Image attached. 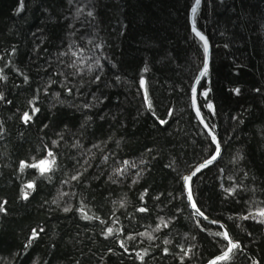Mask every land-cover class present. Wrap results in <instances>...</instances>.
<instances>
[{
	"label": "trees",
	"instance_id": "obj_1",
	"mask_svg": "<svg viewBox=\"0 0 264 264\" xmlns=\"http://www.w3.org/2000/svg\"><path fill=\"white\" fill-rule=\"evenodd\" d=\"M194 2L0 0V264H205L226 249L182 179L216 149L191 101ZM195 20L212 44L199 104L223 153L193 194L241 246L221 264H264L249 215L264 209V0H202ZM49 151L51 171L28 166Z\"/></svg>",
	"mask_w": 264,
	"mask_h": 264
},
{
	"label": "snow or ice",
	"instance_id": "obj_2",
	"mask_svg": "<svg viewBox=\"0 0 264 264\" xmlns=\"http://www.w3.org/2000/svg\"><path fill=\"white\" fill-rule=\"evenodd\" d=\"M199 4H200V0H196V5L198 6ZM196 11H197V8L194 7L192 9L193 15H195ZM193 31L199 37L200 41H202V43H203V50H204L205 57H206L205 62H204V65H203V70L199 73V77L197 78V81H196V83L198 84L199 83V80L201 78L206 77L208 75V72H209V65H208V61H207V56H208V53H209V42H208L207 37H205L201 32H199V31L196 30L195 26H193ZM98 78L99 77H97V79ZM144 83L145 82L143 80H141V85L142 86L144 85ZM196 91H197L196 90V87L194 86L193 89H192V93H193V103H194V105H195V99H196ZM235 92L238 94L239 93V89H235ZM201 94L203 96H205V97L207 96V92L206 91L203 92V93H201ZM145 99H146V101L148 100V98H147V92L146 91H145ZM147 106L149 108H151V102L150 101H148ZM207 107L211 109L213 106L209 103L207 105ZM38 111H39V109H33V114L35 112H38ZM197 113L199 115V109H197ZM31 119H32V117L27 112L24 113L23 120H24L25 123L29 122ZM160 123L161 124H164V123H166V121L161 120ZM205 127H207V125H205ZM212 138H213V141H216L215 135H213ZM216 144H217V147H216L215 154L210 159L206 160L204 163H202V164L198 165L197 167H195V169L191 172V174L182 177V179L185 181L186 191H187L188 199L191 201V206L195 209L196 214L199 215V216H203L204 214H203V212H201L196 207L195 201L193 200V197H192V189H191V180H192L193 176H195L201 169L207 167L214 160H216L217 157L220 155L219 142L217 141ZM48 156L49 157H52V160L51 161L45 159V160L40 161L39 164L28 165V166L29 167H37V168H39L41 174L43 175L44 173L51 171L52 166H54V164H55V158H54V155H53V153L51 151H49ZM44 165H47V166H44ZM23 166L24 165H22V167ZM76 178L77 177H73V179H76ZM26 187L29 188V189H31V188L34 187V185L33 184H28ZM229 191L230 192H234L235 189H231ZM64 210L65 211H68L69 209L66 208ZM0 211H4V209H3L2 206H0ZM81 211H83V209H81ZM139 211H146V209L141 208V209H139ZM249 215L253 219H258L260 222H264V209H259L255 214L250 213ZM85 218L86 219H91V217H88L86 215H85ZM248 218L249 217H247V216L246 217H243V219H248ZM161 223L163 224V226H165V227L167 226V222H165V221L162 220ZM213 223H216V222L214 221ZM112 231L113 230L111 228L108 229V234H111ZM141 235H148L149 238H151V236H150L149 233H142ZM215 235L221 236L222 238H224L225 240L228 241V244L226 246V249L222 252V254L220 256L216 257L214 260L210 261V264H221V262L229 261L231 259V254L233 253V251L236 250V249H239L241 246H240L239 242H233L232 241V239L229 236V234H228V232H227L226 229L223 232L216 233ZM37 236H38V233L34 229L32 236L29 238L28 244L30 245L31 242H32V240L35 239V238H37ZM132 238L133 237H129V239H132ZM166 243H167V241H166ZM121 245L123 246V241L121 242ZM27 246L28 245H26V247ZM190 251H191L190 249L189 250H186L184 254L185 255H188ZM140 258L143 259L142 256ZM182 259H183V257H182ZM257 264H258V262H257Z\"/></svg>",
	"mask_w": 264,
	"mask_h": 264
},
{
	"label": "water",
	"instance_id": "obj_3",
	"mask_svg": "<svg viewBox=\"0 0 264 264\" xmlns=\"http://www.w3.org/2000/svg\"><path fill=\"white\" fill-rule=\"evenodd\" d=\"M201 2H202V0H200V4H201ZM200 4L197 6V5H196V0H195L194 4H193V5L191 6V8H190L189 20H190V25H191L192 30H193V26H195L196 30L199 31V32H201V33H202L205 37H207V39H208V42H209V53H208V56H207V61H208L209 70H210V67H211V57H212V44H211V41H210L209 37L207 36V34H205V33H204V32L198 27V25L196 24V20H195V15H196V13H195V15H193V13H192V9H193L194 7H196V8L198 9V7L200 6ZM205 59H206V57H205ZM205 59H204V62H205ZM203 65H204V63H203ZM202 70H203V66H202V68L199 70L198 74L196 75V77H195V79H194V82H193V85H192V88H191V101H192V107H193V110H194V112H195V114H196V116H197L199 122L201 123V125L203 126V128L206 130V132L209 134V136L211 137L212 142L214 143V145H215L216 147H217L216 142H217V141L219 142L220 155L217 157L216 160H214L211 164H209V165L207 166V167H209V166L213 165L214 163H216V162L220 159V157L222 156V153H223V145L221 144V142H220V140H219V137H218V134H217V133H218V128H217L216 126L212 127V126L207 122V120H206V118H205V116H204V114H203V112H202V109H201V107H200V104H199V90H200V86H201V82H202L203 78H201V79L199 80V83H198V84L196 83V81H197V78L199 77V73H200ZM142 80L145 82L144 85L142 86V87L145 89V87H146V80H145V79H142ZM194 86L196 87V90H197V91H196L195 105H194V103H193V93H192V89H193ZM197 109H199V115H198V113H197ZM205 125H207V127H205ZM210 130H211V131H210ZM213 135H215V137H216V141H213V138H212ZM215 151H216V149H215ZM214 154H215V152H214L209 158H207L206 160L210 159ZM206 160H204V161L198 163L197 165H195V166L192 168V170H191L190 172L185 173L184 176H187V175L191 174V172L195 169V167H197L198 165L204 163ZM207 167L201 169V170H200L195 176H197L200 172H202V171H203L204 169H206ZM195 176H193V178H194ZM193 178H192V180H193ZM192 180H191V189H192ZM184 185H185V181H184ZM185 193H186V196H187V201H188V203H189V207H190L191 211H192L196 216H198L199 218H201L202 220H204L206 223H209V224H211V225L218 226V227L221 228L223 231L226 229L227 232H228V234H229V236L231 237L232 241H233V242H238V241H236V240L233 239V237H232V235H231V232H230V229H229L228 225H227L223 220H220V219H217V218H213V217L209 216L208 214H206L205 212H203V211L201 210V208L198 206V204H197V202H196V199H195V197H194L193 189H192V197H193V200L195 201L196 207H197L201 212H203V214H204L203 216H199V215H197L195 209L191 206V201L188 199V195H187V191H186V186H185ZM205 217H206V218H205ZM214 221H215L216 223H213ZM221 254H222V252L219 253V254H217V255H215V256L212 257L210 260H208L205 264H210V261L214 260L216 257L220 256Z\"/></svg>",
	"mask_w": 264,
	"mask_h": 264
}]
</instances>
